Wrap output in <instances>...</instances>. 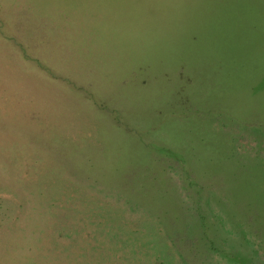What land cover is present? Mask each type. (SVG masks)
<instances>
[{
	"label": "rangeland",
	"instance_id": "374dc122",
	"mask_svg": "<svg viewBox=\"0 0 264 264\" xmlns=\"http://www.w3.org/2000/svg\"><path fill=\"white\" fill-rule=\"evenodd\" d=\"M0 264H264V0H0Z\"/></svg>",
	"mask_w": 264,
	"mask_h": 264
}]
</instances>
